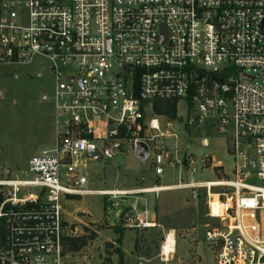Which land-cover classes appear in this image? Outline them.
<instances>
[{
  "label": "built area",
  "instance_id": "obj_1",
  "mask_svg": "<svg viewBox=\"0 0 264 264\" xmlns=\"http://www.w3.org/2000/svg\"><path fill=\"white\" fill-rule=\"evenodd\" d=\"M38 55L56 78L42 97L54 107L56 140L29 160L31 178L0 173V264H63V201L120 194L87 189L82 162L137 153L139 142L151 155L157 139L175 135L157 105L174 104L178 116L182 102L189 126L211 119L232 142L233 177L167 188L205 191L218 220L206 231L214 264H264V0H0V69ZM156 150L157 176L166 164L195 172L191 155L162 142ZM123 225L156 227L146 213ZM176 246L171 229L162 264Z\"/></svg>",
  "mask_w": 264,
  "mask_h": 264
},
{
  "label": "rangeland",
  "instance_id": "obj_2",
  "mask_svg": "<svg viewBox=\"0 0 264 264\" xmlns=\"http://www.w3.org/2000/svg\"><path fill=\"white\" fill-rule=\"evenodd\" d=\"M264 86L262 80H258ZM52 64L46 57L35 56L31 62L0 69V173L11 170L12 178L29 179V160L50 149L56 140V118L51 101H43L55 88ZM189 111L184 102L179 105L177 118H162V128L171 121L174 136L157 139L145 162L135 151L125 149L113 160H87L80 168L86 175L87 189L129 188L156 185L155 155L159 143L172 154L178 151L194 159L195 172L166 164L161 183L174 185L183 182L217 181L232 178L234 158L232 142L219 134L213 120L201 125L187 124ZM208 140L204 142V140ZM252 152V149H248ZM64 172V170H63ZM253 183H257L254 180ZM195 198L191 189L169 188L152 194L147 208L156 212L161 228L138 231L137 246L125 254L126 264H162L161 245L165 233L177 232L176 252L172 264H214L215 248L206 240V231L218 225L210 218L204 190ZM140 194L112 197L100 194L73 196L63 201L66 219L63 264H118L122 241L117 230L120 216ZM73 200V201H72ZM145 207L139 206L138 213ZM84 212H83V211ZM135 216H138L137 213ZM122 236V235H121ZM84 239L86 244L73 249L70 239ZM124 248H131L134 232L124 233ZM141 258V259H140Z\"/></svg>",
  "mask_w": 264,
  "mask_h": 264
},
{
  "label": "crops",
  "instance_id": "obj_3",
  "mask_svg": "<svg viewBox=\"0 0 264 264\" xmlns=\"http://www.w3.org/2000/svg\"><path fill=\"white\" fill-rule=\"evenodd\" d=\"M208 140H204V142H206ZM48 150V149H47ZM45 150H42L41 152H43ZM156 176V180L157 182H159L156 185H146V186H133V187H129V188H112V189H91V190H96V191H102V192H116V193H120L118 196H129V195H135V194H140L141 196L136 197V200L134 203H132L129 207H125V209L123 210L121 216H120V220H121V226L120 228L124 227L123 225V217L125 215H128L130 217H136L135 214L137 213L138 216H143L146 213V219L148 222L150 223H156V227H146V228H126L124 230L119 229L117 232L120 235L121 238V245H122V251L124 252V259H125V254H132L133 249H135V247L137 246V232L138 231H146V230H152L153 228H157L160 227L161 228V223H160V218L157 214V205L155 206L156 212L152 211L151 209H149V207L147 208L148 202L150 200H153L154 197H152V194H156L159 191H163L165 189H169L167 187L172 186V185H165L161 183V176ZM159 188L156 192L153 191L154 188ZM148 190V191H147ZM152 190V191H151ZM122 193H129L128 195H121ZM102 195V194H100ZM73 201V200H72ZM207 205V203H206ZM145 207L143 212H139L138 213V207ZM83 211V210H82ZM84 212V211H83ZM131 230L134 232V242L131 248L125 249L124 248V233L126 230ZM171 230V229H170ZM176 231V230H175ZM168 232V231H167ZM166 232V233H167ZM177 233V232H176ZM122 235V236H121ZM141 259V258H140ZM127 262H125L126 264ZM178 264V263H177Z\"/></svg>",
  "mask_w": 264,
  "mask_h": 264
},
{
  "label": "trees",
  "instance_id": "obj_4",
  "mask_svg": "<svg viewBox=\"0 0 264 264\" xmlns=\"http://www.w3.org/2000/svg\"><path fill=\"white\" fill-rule=\"evenodd\" d=\"M156 111L158 113H166L170 118H176L177 117V110L174 104L172 103H166V104H159L156 107ZM2 200V197L0 196V202ZM118 231V230H117ZM71 245L73 246V249H78L79 247L86 244V241L82 239H70ZM121 242V238L118 239V242ZM118 264H125V259L123 253H119V261Z\"/></svg>",
  "mask_w": 264,
  "mask_h": 264
},
{
  "label": "water",
  "instance_id": "obj_5",
  "mask_svg": "<svg viewBox=\"0 0 264 264\" xmlns=\"http://www.w3.org/2000/svg\"><path fill=\"white\" fill-rule=\"evenodd\" d=\"M94 151H96V148L94 146H91L89 148V155L92 156V154L94 153ZM136 155L141 159V161L145 162L146 159L149 157L150 153H149V148L148 145L145 142H139L138 143V149H137V153ZM102 158L99 157L98 161H101ZM3 178L4 179H10L11 178V170L10 169H6V171L3 174Z\"/></svg>",
  "mask_w": 264,
  "mask_h": 264
},
{
  "label": "bare ground",
  "instance_id": "obj_6",
  "mask_svg": "<svg viewBox=\"0 0 264 264\" xmlns=\"http://www.w3.org/2000/svg\"><path fill=\"white\" fill-rule=\"evenodd\" d=\"M148 191V190H147ZM152 191V190H151ZM107 194L111 193V192H105ZM173 243H174V233L172 232L170 235H169V239H168V242L165 244V249H164V252L167 254L169 253L170 251H174L173 249ZM170 256V255H169Z\"/></svg>",
  "mask_w": 264,
  "mask_h": 264
}]
</instances>
